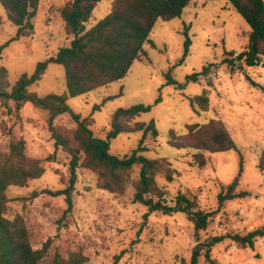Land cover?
Wrapping results in <instances>:
<instances>
[{"label":"rangeland","instance_id":"obj_1","mask_svg":"<svg viewBox=\"0 0 264 264\" xmlns=\"http://www.w3.org/2000/svg\"><path fill=\"white\" fill-rule=\"evenodd\" d=\"M67 1L40 0L33 18L34 33L2 49L0 66L8 71L9 87L22 74H33L37 64L53 56L59 47L69 45L73 37L66 35L59 15ZM112 1L101 0L97 4L86 22L87 29L109 13ZM185 25L189 26L191 45L178 65ZM16 31L0 4V45L15 36ZM248 33V24L228 0H192L180 17L155 23L148 37L151 41L143 45L144 55L132 63L122 79L68 100L72 111L92 121L94 136L104 140L115 110L135 104L149 106L134 120H154L158 133L156 137L147 133L142 155L169 162L174 170L172 181L166 180L164 172L155 177L166 192V204L173 205L178 193L193 198L198 208L210 213L204 230L196 232L182 212H152L144 218L147 208L132 201L131 184L123 194L110 193L99 187L95 172L83 167L77 169L73 208L64 214V196L39 192L67 185L69 157L61 148H55L47 128V111L30 102L24 103L17 113L8 114L0 106V152L7 150L10 141L22 138L25 155L39 160L44 173L29 180L26 186L8 187L5 217H23L33 249L51 238L48 256L55 251L64 257L80 251L88 258L83 264H190L197 243L263 227L264 171L258 168V162L264 152V92L250 82L264 87V56L253 67L235 57L245 50ZM228 51L234 55H228ZM203 67H207L205 74L187 78L200 73ZM169 69L174 84L166 83ZM65 89L64 70L57 63L48 64L41 79L28 88L39 96L62 94ZM198 95L207 98V110L191 105L189 98ZM9 105L14 110L12 101ZM211 119L223 122L236 143V151L202 152L206 164L200 167L194 161V150L169 145L171 132L184 135L186 125L204 124ZM54 125L65 131L76 126L68 113L57 116ZM141 139L138 131L119 134L110 141L109 152L117 157L129 155ZM139 170L140 165L133 167L131 182L137 180ZM236 177L235 192H247L248 196L229 199L218 208V193ZM32 192L38 194L32 197ZM210 257L216 264H264V237L256 238L253 248L225 237L211 247ZM196 264H209L203 252Z\"/></svg>","mask_w":264,"mask_h":264},{"label":"trees","instance_id":"obj_2","mask_svg":"<svg viewBox=\"0 0 264 264\" xmlns=\"http://www.w3.org/2000/svg\"><path fill=\"white\" fill-rule=\"evenodd\" d=\"M101 0H68L59 10L64 31L73 37L68 46L59 47L57 52L42 62H39L33 74H22L9 87L8 71L0 66V106L9 114L18 112L24 103L30 102L41 107L48 113L47 128L54 140L55 148H61L69 157V177L67 185L62 189H43L39 193L51 196H64L67 208L64 214L73 208L72 193L75 190L77 169L80 167L96 173L98 185L110 193L123 194L128 184L133 187L132 201L147 208L143 214L161 212L170 215L175 212L185 213L193 223L196 232L204 230L208 225L209 212L197 207L193 198L178 193L173 205L165 202V190L156 182L158 172H164L168 182L173 179V169L164 158L148 159L142 155L146 147L142 145L147 133L157 136L155 121L148 123L135 122L141 113L150 107L135 104L128 108L115 110L110 119V128L106 139L94 136L90 129L91 120L81 117L68 106L70 98L85 95L98 88L122 79L132 63L144 55L143 45L151 40L149 34L158 20L169 21L180 17L192 0H113L109 13L91 28H86V22L92 16L93 10ZM40 0H0L8 20L17 27L15 36L0 45L2 49L10 42L34 33L33 18ZM249 26L248 43L245 50L235 57L242 60L248 67L261 62L264 56V0H228ZM189 26L182 31L184 36L182 56L178 65L188 55L191 40ZM233 56V51H228ZM226 61L228 58H225ZM50 63L63 67L66 89L62 94L37 95L28 90L30 85L39 81ZM171 69L165 73L167 84H174ZM207 67L200 73L189 75L195 79L199 74H205ZM264 92V87L250 82ZM14 103V110L9 102ZM159 99L156 100L158 102ZM191 105H198L201 110L208 109L205 96L190 97ZM68 113L76 126L65 131L54 125L57 116ZM184 135L171 132L169 145L176 148L192 149L194 161L200 167L205 166L202 152H225L237 150L236 143L230 136L220 119H211L204 124H188ZM141 132L142 139L131 154L117 157L109 152L110 141L122 133ZM25 141L22 138L10 141L6 151L0 152V264H83L88 258L80 251L70 252L66 257L55 251L48 256L52 239L48 238L40 248L33 249L29 243L28 232L24 219L16 215L12 219L5 217L7 189L9 186H26L29 180L37 179L44 173L41 162L29 158L24 153ZM135 165H140L137 180L130 181V175ZM258 168L264 171V152L260 156ZM242 171L240 160L239 174ZM238 184L236 177L231 184L218 193V208L225 201L248 196L247 192H235ZM38 193L32 192L35 197ZM228 237L244 247L253 248L256 238L264 237V226L253 229L243 235L229 234L214 236L207 243H197L191 254L190 264H196L201 252L209 264H216L210 257L211 247ZM48 259V261H46Z\"/></svg>","mask_w":264,"mask_h":264},{"label":"crops","instance_id":"obj_3","mask_svg":"<svg viewBox=\"0 0 264 264\" xmlns=\"http://www.w3.org/2000/svg\"><path fill=\"white\" fill-rule=\"evenodd\" d=\"M67 35V34H66ZM68 36H70V35H68Z\"/></svg>","mask_w":264,"mask_h":264}]
</instances>
